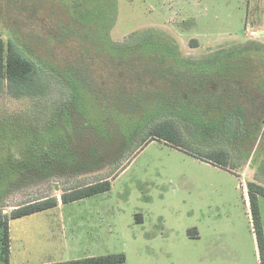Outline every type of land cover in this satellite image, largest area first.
I'll return each mask as SVG.
<instances>
[{
  "label": "rangeland",
  "instance_id": "374dc122",
  "mask_svg": "<svg viewBox=\"0 0 264 264\" xmlns=\"http://www.w3.org/2000/svg\"><path fill=\"white\" fill-rule=\"evenodd\" d=\"M101 18L102 25L86 23ZM53 32L59 39L49 45L45 39ZM138 32L175 43L171 54L183 61L246 47V57L221 66L220 73L246 74L253 82L248 100L241 105L239 97L201 89L196 96L202 107L171 104L172 95L187 94L191 83L182 74L167 75L163 64L172 61L167 53L126 60L154 65L150 74L138 66L129 70L103 52L109 45L100 35L112 49L133 45ZM11 34L48 69L35 62L44 85L36 94L16 97L0 83V156L17 154L12 169L26 177L0 199L4 213L45 197L62 203L65 191L109 179V191L84 199L98 203L93 212L102 219L96 228L104 255H126L115 264H262L245 194L250 181L264 186V0H0V36L7 43ZM51 46L56 50L46 49ZM71 65L80 73L75 80L62 71ZM122 96L132 98L129 105L119 100L131 118L144 117L137 127L128 117L113 121ZM107 110L108 118L95 120ZM51 120L57 128L55 150L32 139L29 144L28 128L40 134ZM166 122L176 125L178 140L164 128L166 139L143 143L149 130ZM28 147L40 160H29ZM221 151L229 154L223 165ZM32 168L37 178L48 180L25 186ZM259 204L264 226V197ZM196 230L202 239L188 237ZM212 232L218 250L207 249Z\"/></svg>",
  "mask_w": 264,
  "mask_h": 264
},
{
  "label": "trees",
  "instance_id": "16d2710c",
  "mask_svg": "<svg viewBox=\"0 0 264 264\" xmlns=\"http://www.w3.org/2000/svg\"><path fill=\"white\" fill-rule=\"evenodd\" d=\"M104 19L101 18L100 22L96 20L89 19L86 23L89 25H102ZM94 22V23H93ZM65 35L71 36L72 34L66 32L64 30ZM59 32L50 33V37L46 38V43L51 45L49 41H58L59 39ZM153 39V42L150 43ZM135 39L136 42L132 45V43H125L123 45H119L115 48L110 49V40L107 39V42L103 36L100 35V40L103 43H108L109 47L105 48L103 45V52L107 55L108 59H119L125 62L124 66L131 70L136 69L135 67H141L140 70L145 71L148 69L150 74H154V65L152 67H148L146 62H142L141 65L133 64L132 61H126L127 59H137V58H144V57H151L155 56L157 58L163 57L166 53L172 59L170 64H163L167 68V75L177 76L182 74L183 76L189 77L188 82L191 83L189 88H187V94H174L172 95L170 103L175 105L177 102L184 103L185 101H189L192 105H199L202 107L200 99L196 96V92L201 89L206 90V92L210 93L212 91H224L225 94H231L234 96L235 100L237 98H241V105H244V98H249L250 92L252 90V81H248L244 75L234 76L233 73L231 75H224L220 73L221 66H229L233 64L232 62L235 58H239L244 54L247 50L246 47L241 48L240 46L230 48V50H221L219 52L213 53L208 52V55L201 58H187L181 60L178 56L171 54V51L176 48L177 45L175 43L168 44L164 43L160 38L156 35L153 37L151 33H142L138 32L134 36H132L131 40ZM41 42V41H39ZM43 43V42H42ZM41 43V44H42ZM156 43V44H155ZM44 44V43H43ZM47 44H44L47 45ZM148 44V45H147ZM151 44V45H149ZM159 44V45H158ZM158 45V46H154ZM264 45V44H260ZM48 46V45H47ZM146 46V47H145ZM154 46V47H153ZM162 46V47H159ZM264 47V46H262ZM55 48V47H54ZM53 46L46 48L52 52L54 49ZM30 55V48L27 45L22 44L15 36L9 37L8 42L4 40L3 37L0 36V83L5 82L9 88L10 93H12L16 97H20L26 94H36L38 89H41V86L44 85L37 79L36 74L37 68L35 67V59L31 58ZM219 60L217 62L214 59ZM210 60V61H209ZM41 67H45L48 69V65L44 63V61H39ZM38 62V63H39ZM122 65L121 62H115V65ZM114 65V64H112ZM247 66V64H246ZM74 66H68L65 68L63 73L65 77L71 78L73 80L79 78L78 76L80 73L78 71L73 70ZM158 67V65H157ZM138 69V68H137ZM160 69V68H159ZM112 70V69H111ZM246 71V70H244ZM69 76V77H68ZM65 78V79H67ZM115 80V79H114ZM66 82V81H65ZM82 82V81H81ZM67 83V82H66ZM82 89L83 86L81 85ZM85 89H87L85 87ZM88 94L93 98L94 96L91 95L90 91ZM170 95V94H169ZM193 100H189V99ZM122 102L126 105H129L132 102V98L130 96H122L118 98V102L116 101V106H114V122L116 123L117 120H122L123 117H128L130 120L131 127H137V123L144 120V117H139L133 115L131 118L130 110H125L122 108ZM164 104V103H163ZM237 104V103H235ZM124 105V106H126ZM128 107V106H127ZM109 109V107H107ZM148 112H151L148 111ZM83 114V112H80ZM67 116H71L69 113H64ZM73 115V114H72ZM108 110L107 112L104 111L103 114L98 113L97 117L95 116V120L100 121L102 118L107 116L108 118ZM73 117V116H72ZM162 118V117H159ZM165 118V116H164ZM163 118V119H164ZM110 119V118H109ZM147 120V119H146ZM145 120V121H146ZM158 117L156 121H158ZM117 124V123H116ZM24 125V124H22ZM29 127V126H28ZM166 128L173 136L174 139H179V132L176 129V125L172 124L171 122H166L163 128H154L153 130H149L148 139L143 143H147L156 139V137L166 139L164 136L161 135V131ZM29 130L27 133H24L27 136V142L30 144L33 140L34 143H39V147L43 146L46 143L50 149L55 150V143H56V136H57V128L55 125L52 124V120L50 123L47 124L45 128L42 129V132L35 133L32 127L28 128ZM44 132V133H43ZM43 133V135H42ZM47 135V139L43 138V136ZM24 136V137H25ZM42 138V139H41ZM26 139V137H25ZM24 139V140H25ZM32 139V140H30ZM169 140V139H168ZM170 142L177 144V141L169 140ZM27 154L29 160L35 162L36 160H40L39 156L28 147ZM219 156L222 157L223 161L220 164H226L229 159V154L221 151L218 153ZM18 155L12 153V156L9 158L4 159L3 157L0 158V165L2 160H6L3 165L0 167V199L5 196L7 192L11 189L12 186L19 187L21 182L25 179L22 178L24 176H20L18 170H13L12 167L14 166L15 159H17ZM10 160L12 165H10ZM49 162L50 158H49ZM218 162V161H216ZM37 169L31 170L34 176L31 174L29 176V180L26 181L25 186L29 185L30 183H36L43 179L42 177L37 178L36 172ZM29 171V170H28ZM35 177V178H33ZM26 178V177H24ZM37 178V179H36ZM34 180V181H33ZM48 178L41 180L45 181ZM33 181V182H31ZM30 182V183H29ZM112 187V182L109 179L97 181L88 185H81L72 190L65 191L61 195L62 203H69L73 201L82 200L84 198L103 193L109 191ZM248 194H249V201L252 209V216H253V227L254 232L257 237L258 247L260 251V258L262 264H264V226L261 217V209L259 204V197H264V186L260 185L256 182L250 181L248 182ZM1 203V201H0ZM60 201L57 197H45L40 199L31 200L25 202L22 205H19L17 208H14L10 214L4 213L0 207V264H11V236H10V221L12 219L27 216L36 212L48 210L59 205ZM126 261V255L124 253L120 254H107L101 256H93L87 257L82 259H72L60 262H53L47 264H115V263H122Z\"/></svg>",
  "mask_w": 264,
  "mask_h": 264
},
{
  "label": "crops",
  "instance_id": "0c3cea01",
  "mask_svg": "<svg viewBox=\"0 0 264 264\" xmlns=\"http://www.w3.org/2000/svg\"><path fill=\"white\" fill-rule=\"evenodd\" d=\"M245 197L248 201V189ZM85 200L60 202L57 207L12 219L11 264H47L106 254L102 233L96 228L102 219L93 212L98 211V203ZM69 205L76 208L66 210ZM196 231L188 232V237L202 239L203 233ZM206 239L207 249L218 250V238L213 232Z\"/></svg>",
  "mask_w": 264,
  "mask_h": 264
}]
</instances>
